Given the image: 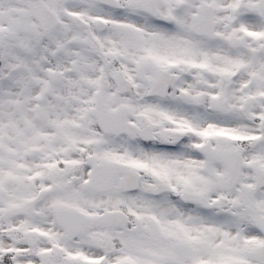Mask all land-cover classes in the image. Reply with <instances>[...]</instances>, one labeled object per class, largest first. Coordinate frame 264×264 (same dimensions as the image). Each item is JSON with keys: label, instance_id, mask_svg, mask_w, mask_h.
I'll list each match as a JSON object with an SVG mask.
<instances>
[{"label": "snow or ice", "instance_id": "1", "mask_svg": "<svg viewBox=\"0 0 264 264\" xmlns=\"http://www.w3.org/2000/svg\"><path fill=\"white\" fill-rule=\"evenodd\" d=\"M0 264H264V0H0Z\"/></svg>", "mask_w": 264, "mask_h": 264}]
</instances>
